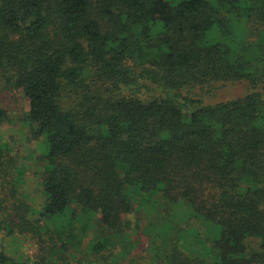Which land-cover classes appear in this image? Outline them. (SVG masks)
I'll return each mask as SVG.
<instances>
[{
    "label": "trees",
    "instance_id": "16d2710c",
    "mask_svg": "<svg viewBox=\"0 0 264 264\" xmlns=\"http://www.w3.org/2000/svg\"><path fill=\"white\" fill-rule=\"evenodd\" d=\"M216 83L246 91H189ZM2 91L26 97L46 153L31 220L2 194L23 170L0 143V235L45 245L0 242V264H125L134 234L145 264H264V0H0Z\"/></svg>",
    "mask_w": 264,
    "mask_h": 264
},
{
    "label": "rangeland",
    "instance_id": "374dc122",
    "mask_svg": "<svg viewBox=\"0 0 264 264\" xmlns=\"http://www.w3.org/2000/svg\"><path fill=\"white\" fill-rule=\"evenodd\" d=\"M189 91L205 103H214L240 96L246 89L244 83H216L214 85L204 86L203 88L196 87ZM0 100L8 116L0 129V143H9L11 154L16 161V169L23 170L21 180H17V182L15 170L13 178L10 174L6 176L8 182L6 184L4 183L5 187L2 190V194H13V199L10 203H15L19 207V211L27 209L29 218L33 220L36 218L38 210L44 201L42 180L45 169L44 156L46 153V145L44 138L36 135L35 125L28 120V102L20 91H2L0 93ZM11 172L13 173V171ZM78 211H82V209L80 206L75 205L70 212L77 213ZM97 217L95 216L93 218V233L91 235L93 239L107 232V228L98 222ZM128 217L133 221V225L137 223V215L130 214ZM37 227L40 229V226ZM38 234L45 239L46 243L47 238L45 235L43 236L42 232ZM133 236V238L139 239V244L138 242L136 245L134 244L126 259H129V261L133 259V264H145L148 257L144 248L147 239L145 235H139V238L135 234ZM38 239L39 237L37 238L31 232L15 234L13 237H5L3 232L0 235V242L8 245V247H5L7 251L16 258L23 257L25 259H35L41 251L40 245H45L44 242H40ZM88 240L89 237L83 241L82 251L78 252V255L73 259L87 258L85 244ZM256 245V242H254L250 247L255 248ZM129 261L125 262V264H130ZM72 264L76 263L73 262Z\"/></svg>",
    "mask_w": 264,
    "mask_h": 264
}]
</instances>
